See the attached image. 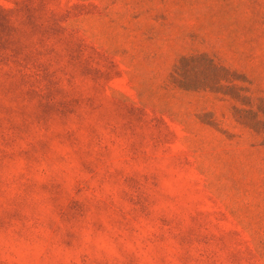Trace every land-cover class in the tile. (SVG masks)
I'll use <instances>...</instances> for the list:
<instances>
[{"label": "rangeland", "instance_id": "rangeland-1", "mask_svg": "<svg viewBox=\"0 0 264 264\" xmlns=\"http://www.w3.org/2000/svg\"><path fill=\"white\" fill-rule=\"evenodd\" d=\"M0 264H264V0H0Z\"/></svg>", "mask_w": 264, "mask_h": 264}]
</instances>
